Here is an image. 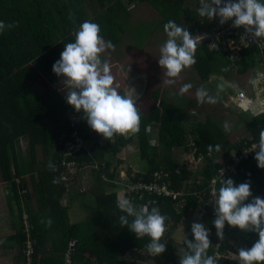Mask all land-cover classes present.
Masks as SVG:
<instances>
[{"label": "trees", "instance_id": "obj_1", "mask_svg": "<svg viewBox=\"0 0 264 264\" xmlns=\"http://www.w3.org/2000/svg\"><path fill=\"white\" fill-rule=\"evenodd\" d=\"M182 1H174L175 12ZM123 4L127 3L123 0H0V21L13 25L0 33V182L9 189L7 207L15 231L9 239V248L17 250L15 264H25L23 250L27 235L36 243L34 264H127L123 261L127 253H132L137 262L179 264V257L172 247L173 235L187 212L199 211L200 205L195 197L187 195V206L179 212L170 199L159 203L160 214L168 218L160 241L166 244V251L152 257L145 247L150 238L145 236L137 240L127 226H121L119 218L126 214L117 208L115 192L96 193L95 203L88 206L87 194L79 192L73 195L71 189L60 183L59 139L69 130L75 110L55 88L62 78L52 71V66L60 59L64 45L74 42L75 32L85 20L99 24L100 35L104 39L109 38L112 25L125 11ZM188 21H193V17H188ZM213 27L214 24L208 30ZM119 40V37L116 38L114 43ZM196 53L198 56L193 66L199 70L203 80L217 76L234 85H243L241 88L247 86L249 93V81L254 77L255 70H264V52L258 47L243 50L235 63L228 56L211 52L207 46L196 48ZM222 68L228 71H221ZM41 81L47 83L46 95H34L33 89ZM118 92L124 95L123 91ZM150 93L154 105L151 99L145 101ZM163 94L161 90L148 91L141 100L143 105L137 103L141 116L137 141L141 158L147 162L148 168L144 173H137L133 181L140 177L150 180L155 171L166 170L171 172L174 187L178 190L186 182V192L204 188L234 150L242 151L252 141H258L260 131L264 130V115L255 117L240 113L249 137L234 142L223 126L212 118L196 119L190 116L185 106L165 99ZM147 108H150L148 112ZM84 126L90 128L86 121ZM153 130L157 135V147L151 143L154 140ZM22 138L28 143L25 155L20 145ZM101 138L96 133L91 138L94 141L91 151L77 155L76 160L81 167L98 160L104 161L109 154L122 155L126 143L131 141L118 135L114 143L107 141L101 145ZM190 142L205 157V164L195 172L184 169L173 158L175 149ZM216 145H220L219 152L215 150ZM40 149L42 159L38 156ZM49 162L55 165L56 171L49 169ZM26 178L31 182V192ZM54 178L59 182L53 183ZM230 178L236 184L250 182L252 197L248 202L257 196L264 198V169L258 168L254 157L242 162L237 173ZM63 198L68 199V208L61 205ZM76 199L82 200L84 210L89 209L90 221L71 224L69 211ZM24 214L29 216V234L23 225ZM48 219L52 221L50 227L41 223ZM131 220L132 217H129ZM213 220L209 215L202 219V223L211 233L212 247L208 254L215 257L218 239ZM187 239H194L191 231ZM257 239L255 233L247 232L245 236L240 230L231 235V241H242L243 248H250ZM72 243L77 244L78 249L73 260L68 262L67 254ZM182 249L183 256L186 251L184 243ZM228 252L237 253L231 243L220 249V254ZM218 264L238 262L223 258Z\"/></svg>", "mask_w": 264, "mask_h": 264}, {"label": "clouds", "instance_id": "obj_2", "mask_svg": "<svg viewBox=\"0 0 264 264\" xmlns=\"http://www.w3.org/2000/svg\"><path fill=\"white\" fill-rule=\"evenodd\" d=\"M201 18L212 20L220 18L223 24L231 21L233 27H243L255 42L264 43V2L262 0H201L197 9ZM13 25L0 21V33ZM167 35L166 42L160 48L158 64L165 70L168 79L163 81L166 85L175 83L183 69L196 63V39L186 28L175 21L169 20L163 25ZM100 25L88 20L80 24L75 32L74 42L64 45L60 59L53 66L52 71L60 78L66 91V102L77 112L83 113L87 125L103 138L110 140L114 135H127L136 133L140 126V112L137 107L139 96L135 99L131 94L121 95L118 85L114 86V76L107 60L101 59V54L108 50H115L111 41H105L100 35ZM221 71H228L222 68ZM264 82V73H256L249 81L257 89L256 100L244 98L240 108L244 112L251 111L253 115L264 113V100L259 98V92L264 91L261 84ZM235 87V85H230ZM193 87L184 84L179 95L183 96ZM218 91L225 90L222 82L217 85ZM135 91V90H134ZM195 96L200 104H216L218 96L210 95L203 86L196 89ZM225 132L230 131L227 121L223 124ZM255 160L260 169H264V130L259 133V142L254 144ZM212 148L209 146V151ZM217 152L220 145L215 146ZM49 169L56 171L55 165L49 162ZM62 178V177H61ZM53 179V183H58ZM218 191L213 192L216 197L214 204L215 218L212 221L216 235L220 240L224 238V228H238L245 232L255 233L258 239L250 248H240L237 253L230 254V258L238 264H264V198L252 197L250 182L236 184L231 178L220 179ZM117 208L126 215L120 216L122 227L127 226L135 234L137 240L145 236L150 242L145 246L152 256H160L166 251V244L161 238L166 231V216L160 214L158 208L143 205L137 208L126 196H118ZM129 217H132L131 222ZM51 226V219L41 221ZM191 233L194 239L185 236L186 251L179 258V264H218L216 258L208 254L211 246L210 229L204 224L192 223Z\"/></svg>", "mask_w": 264, "mask_h": 264}, {"label": "built area", "instance_id": "obj_3", "mask_svg": "<svg viewBox=\"0 0 264 264\" xmlns=\"http://www.w3.org/2000/svg\"><path fill=\"white\" fill-rule=\"evenodd\" d=\"M124 3H129L128 0H123ZM198 8L201 6V0H197ZM264 2V0H262ZM208 23L211 25L214 24L213 29L205 30L203 28H191L189 29V33L196 39V48L200 49L203 46H207L209 50L216 55L228 56L229 60L232 62H236L239 59L243 50L258 47L262 52H264V43L255 42L253 38L248 35L243 27L236 28L233 27L231 21H227L223 24L220 23V18L216 17L212 20H208ZM61 84V83H60ZM62 85V84H61ZM61 85L57 86L56 89L60 92L64 97L66 95V91L64 87ZM261 88H264V82L261 84ZM257 89H254L252 86L251 93H247V91L243 89H239L237 91L235 97V105L236 108L240 111V113H248L252 116L258 117L263 115H253L251 111L244 112L240 108V103L242 99L249 98L256 100L257 98ZM264 92H259V98L264 100ZM71 124L69 130L63 133L59 139V146L61 149V161H60V183L65 185L70 189L72 186L77 174L83 168H94V169H103L106 166L105 162H92L89 164H85L84 167H81L79 162L76 160L77 155L83 151L89 152L94 146V141L91 139L96 135V132L91 128H87L84 126L85 120L83 119V113H77L75 111L74 115L70 119ZM119 134L114 135L110 140L105 138H101L99 143L104 145L107 141L110 143H114ZM90 136V138H87ZM23 141L21 140V143ZM258 141H252L250 145L244 148L242 151L234 150L231 156L226 159L223 163V166L216 170L213 178L210 183L204 188L196 189L195 191L186 192L185 188L188 187L187 182L184 183L181 190H178L174 187L172 181V174L166 170L155 171L150 180H146L142 177L136 178L134 181L132 178H135V175H124L122 176V182L118 183L122 187V192L118 196H126L128 197L132 203L137 207H141L143 205H148L149 209L152 207L158 208L160 212L159 203L164 199H170L173 203H175V208L179 212L183 210L187 206V195H192L196 198L197 204L200 205L199 211L196 212L199 218L198 223H202V219L209 216L211 218H215L214 215V204L216 197L213 195L214 190L218 191V185L220 179L224 177V179H229L233 177L238 170L239 165L242 162L250 161L253 157H255V152L253 151V145L258 144ZM156 144V142H154ZM153 142L152 144L155 145ZM184 148L188 150V154L186 156L189 165H182L184 169L195 172L198 168L202 167L205 164V157L201 153H198L197 148L193 142L187 144ZM179 172V170H177ZM62 177V178H61ZM117 183V182H115ZM81 193H87V190L83 187H80ZM118 198V197H117ZM61 205L64 208L69 207L68 199L64 198L62 200ZM188 213V212H187ZM24 228L26 233L29 234L30 223L29 216L23 215L22 218ZM239 231L238 228H233L225 225L224 228V238L220 240L217 235L218 243L215 247L217 254L215 256L216 260H222L223 258H227V254L232 253L228 252L227 254H220V249L223 246L230 244L231 235ZM242 231V230H240ZM243 232V231H242ZM188 237V234L185 235ZM185 239V238H184ZM184 243L181 241V247ZM233 244V243H231ZM74 246L72 243L70 245V249ZM238 252L237 250H235ZM36 254V243L27 235V240L24 244V262L25 264H34ZM152 256V255H151ZM155 257V256H152ZM229 260V259H228ZM230 262H237L231 261ZM69 262V261H68Z\"/></svg>", "mask_w": 264, "mask_h": 264}, {"label": "crops", "instance_id": "obj_4", "mask_svg": "<svg viewBox=\"0 0 264 264\" xmlns=\"http://www.w3.org/2000/svg\"><path fill=\"white\" fill-rule=\"evenodd\" d=\"M160 1H166V4L171 5L172 10L168 14V19L175 21L183 28L189 30L197 27L208 30L210 26L208 19L199 16L197 11V0H183L182 5L177 12L174 10L175 4L173 5L174 1L177 0H133L126 5L123 4L125 13H121L117 17L116 23L112 25L111 28L112 35L110 34L109 38L107 37L104 39L106 42L111 41L115 46V50L112 51L106 49V51L101 54V59L102 61L107 60L109 62L111 74L114 76V86L118 85L117 90L123 91L124 94H131L134 99L136 98V93L139 96L137 103L139 102L141 105H143L141 100L145 97L146 93L152 91L151 87L158 85L157 90H161L160 84H162L165 79H168L165 75V70H163L158 64L161 55L160 48L167 40V35L163 30V25L166 23V19L162 15V11L166 5L160 7ZM165 14L166 13L164 12V15ZM188 17H193V21L189 22ZM194 24H198V26ZM118 37L120 40L115 44L114 41ZM140 41H143L142 46H140ZM196 56H198V53L195 54V57ZM191 72H195L196 77L200 80L202 79L199 70L193 65L187 69H183L181 73L183 77L185 76L188 80L192 81L194 78L191 76ZM258 72L264 73V70L261 69L255 72L253 76ZM207 81H204V83ZM57 86H55V88ZM237 87V91L241 89L239 86ZM161 93L165 94L167 92L161 90ZM189 96L190 94H184L182 96V100H185V105H187L188 100L192 98V95ZM150 99L154 105L155 103L154 100H152V93L145 97V101H150ZM191 113L194 112L191 111L189 114ZM123 136L124 139L132 141L136 136V133H129ZM153 136L154 140H151V143L153 141L157 143V135L154 130ZM21 140L23 141V138ZM120 158L121 155L114 156L109 154L104 161H95L105 162L106 166L103 169H81L70 187L72 194L79 193L80 187L82 186L87 190L86 194L89 204L90 202L94 203V196L98 192H115L116 197H118L122 192V187L118 183L122 182V176L128 174L127 171L120 167L114 169L116 166L114 163H117L118 160L120 161ZM123 165L124 164L120 166L122 167ZM4 185L6 184L4 183ZM8 198L9 189L7 186V196L4 199L7 216L4 215L0 217V264H2L5 257H9L8 264H15L17 257V250H12V248H9L8 244L9 239L15 234L12 227V219L7 207ZM190 213L196 212L189 211L188 214ZM25 215L27 216V214H24V216ZM6 233L7 235H5ZM67 260H70V250L67 254Z\"/></svg>", "mask_w": 264, "mask_h": 264}, {"label": "rangeland", "instance_id": "obj_5", "mask_svg": "<svg viewBox=\"0 0 264 264\" xmlns=\"http://www.w3.org/2000/svg\"><path fill=\"white\" fill-rule=\"evenodd\" d=\"M159 5L160 7L166 5L164 6V10H163L166 14L164 15V12L162 11V15L165 17L166 23H167L169 21L168 14L171 12L172 7L171 5L166 4V1H160ZM124 13L125 11L123 12V14ZM142 42L143 41L139 42L140 46H142ZM259 70H255V72ZM190 74L194 78V80L192 81L188 80L185 76L183 77L182 73H180L178 78H174L175 79L174 84L172 85H164L163 83L160 84V87H161L160 89L165 90L167 92L163 94L167 97V100L173 101L180 106H185L186 111L188 113H190L191 111L194 112V113H191L190 116H195L198 119H204V117L209 116L217 124L222 125V126L224 122L227 121L229 124V128H230V131H228L227 133L230 139L234 142H237L243 138L249 137V133L247 131L246 125L244 122L241 121L240 111L238 110V108H236V105H235V97L237 94L238 87L236 85L235 87H231L230 85H233L231 82H228L224 78H219L217 76L216 77L214 76L212 78L210 77V80L204 83L205 80L201 79L202 80L201 81L200 79H198V77H196L195 72H191ZM222 82L225 84V90L222 92H219L217 85ZM189 83L192 84L193 87L185 94L186 95L190 94V96L192 95V98L188 100L187 105H185V100L180 101L182 99V96L179 95V90L184 84H189ZM61 86L64 87L63 84ZM201 86L207 89L210 95L218 96V102L216 104H208V103L200 104L197 102L195 92H196V89ZM241 86L239 85V88H241ZM47 87H48L47 83L41 81L40 84H37L34 87L33 89L34 95L45 96ZM157 87L158 85L151 87L152 91L157 90ZM244 87L245 88H241V89L249 93L248 87L247 86H244ZM251 91H252V85H251ZM149 110L150 108H147V112ZM156 144L154 146L157 147ZM21 148H22V154L25 155L26 152L28 151V143L24 139H23V142L21 143ZM121 154H122L120 158L121 160L120 161L118 160L117 163L116 162L114 163L116 165L114 169H117V167H120L121 169H124L125 171H127L128 176L136 175L137 173H144L147 170L148 164L145 160L141 158V155L139 152L137 135L133 138L131 142L126 143ZM187 154H188V150L186 148H177L173 151V158L178 164L189 165V162L186 159ZM38 156H40V158L42 159L43 152L41 149L40 151H38ZM122 164L124 165L121 167L120 165ZM200 168H198L197 170H199ZM26 182H27L28 190L31 192V184H30L31 182L29 178H26ZM6 196H7V186L4 185V183L0 182V217L7 214V209H6L5 200H4ZM94 203H95V200H94ZM90 205H93V202H90ZM90 205L88 202V206ZM89 213L90 212L88 208L84 210L82 206V200L76 199L75 203L71 206L70 211H69L71 224H80V223H85V222L90 221ZM194 222L196 223L199 222L198 215L196 213H190V214L187 213L185 218L179 224L178 230L173 235L174 245H172V247L174 251L176 252L177 257L179 258H181L183 254V249L181 247V241L183 242L185 235L191 231V225ZM246 233L247 232L243 231V235L246 236ZM5 235H7V233ZM231 243H233L232 245L235 246V250L237 251L238 249L244 247L242 241L238 242V241L232 240ZM230 254L232 253L227 254V258L231 261H235L230 258ZM8 258L9 257H5L3 259L2 264H8L7 263ZM123 261L127 264H155L154 261H151L148 263L137 262V260L134 257H132V253H127L125 257L123 258Z\"/></svg>", "mask_w": 264, "mask_h": 264}, {"label": "water", "instance_id": "obj_6", "mask_svg": "<svg viewBox=\"0 0 264 264\" xmlns=\"http://www.w3.org/2000/svg\"><path fill=\"white\" fill-rule=\"evenodd\" d=\"M78 249V245L75 244L71 249H70V262L73 260V257L75 255L76 250Z\"/></svg>", "mask_w": 264, "mask_h": 264}]
</instances>
